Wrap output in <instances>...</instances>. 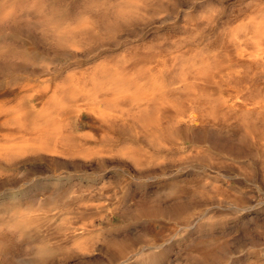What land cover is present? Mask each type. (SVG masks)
<instances>
[{"label":"rangeland","instance_id":"374dc122","mask_svg":"<svg viewBox=\"0 0 264 264\" xmlns=\"http://www.w3.org/2000/svg\"><path fill=\"white\" fill-rule=\"evenodd\" d=\"M31 1L0 0V51L44 58L0 68V143L44 124L31 152L0 160V211L22 231H0V264H264V59L245 55L264 0H130L131 17L114 0ZM28 11L63 17L77 45L43 40ZM101 64L174 84L92 119L76 85Z\"/></svg>","mask_w":264,"mask_h":264},{"label":"bare ground","instance_id":"6f19581e","mask_svg":"<svg viewBox=\"0 0 264 264\" xmlns=\"http://www.w3.org/2000/svg\"><path fill=\"white\" fill-rule=\"evenodd\" d=\"M32 1L30 2L31 4H32ZM35 2H37V1L35 0ZM103 2H104V0L101 2V4L99 3V5H102ZM106 2H108V1H106ZM30 3H29V9H31L30 7H32V6L34 7V4H35L34 3L32 6H30L31 5ZM87 3L88 2H86V4ZM88 4H89V6L92 7V3L89 2ZM93 4H94V2H93ZM96 5H97V3H96ZM110 5H112V1L109 4V6ZM114 5L118 6L119 9L128 8L125 11L127 13H129L131 11L129 8L133 7V2L130 1V0H114L113 7H114ZM81 6L82 5H80V7ZM83 6H82V8L84 10H83L82 13H84V12H86V10H88V8L85 6V4ZM97 6H95V9H96ZM109 6L106 5L105 7H101V8L99 6L98 8H100V9H98V11L104 17L105 16H109V15H107L109 13ZM56 7L58 8V6H56ZM59 7H60V5H59ZM85 7L87 8L86 10H85ZM138 7L137 6L134 7L135 8V10L133 9L134 12L137 9H138L137 11H140ZM118 8H117V10L119 12ZM25 11H26V9H25ZM88 11H91V10H88ZM110 11H113V10L110 9ZM137 11H136V14L138 13ZM118 12H116V13H118ZM126 12H124V13H126ZM28 13L29 14L26 16L27 17V21L29 22L28 25L32 24V26H35V27H33V30H34V28H37L39 30V32H41V36L40 37H42L43 40L47 39V40H50L51 43L53 42V43H56L57 45L66 46L67 50H72V46L77 45V42L73 39V37L67 36L66 34H65L66 36L65 35L64 36L63 35L62 36L59 35V34H61L63 29H61V27H59L58 30H57V26H60V24H58L60 22V20L63 22V20H62L63 17H62V19H60L61 17L60 18L57 17L60 20L58 21V19H57L56 22L58 21V23H55V22L52 21L51 16H49L51 13H49V15H47L48 13L46 12L47 14L46 13L45 14L47 16H49L51 18V20L47 19L48 17L46 18V16H45V18L47 20H49V21H52L53 24L54 23L56 24V25H52L51 26L49 21H47L46 19L43 20L44 19L43 17H41L42 19H40V17H39L38 19L36 18V19L33 20V17H28V16H31L29 11H28ZM39 13H38V16L40 15ZM96 13L97 12H95L96 19H97L101 14H99V16H97ZM133 13L131 15H133V17H134ZM87 14L88 13L86 12V15ZM89 14H90V12H89ZM89 14H88V16H89ZM22 15L24 16V14H22ZM91 15H90V17H91ZM102 15L100 17H102ZM121 15H122V13H121ZM128 15L130 16V13ZM52 16H53V14H52ZM116 16H117V14H116ZM129 16H127L128 19H129ZM93 17H95V16H93ZM117 17H119V19H120L119 13H118ZM124 17H125V15H124ZM89 18H87V20ZM106 18L102 17V19H106ZM55 19H56V17H55ZM66 19H68V18H66ZM96 19H94V20H96ZM102 19H101V21L105 22V23L110 20L109 19L108 21H106V20L103 21ZM115 19L117 21L116 17H115ZM13 20L16 21V19H13ZM20 20H24V18L22 17V19L20 18ZM89 20H91V19H89ZM120 21H122V19ZM46 22H48L49 24H47ZM84 22H85V20H84ZM96 22H98V21H96ZM127 22H128V20H127ZM121 23H123V22H121ZM259 23H261V22H259ZM19 24L21 25V23H18V25ZM24 24H26L25 21H24ZM64 24H66V23H64ZM67 24L69 25V23H67ZM67 24H66V28L71 27V26L74 27L73 25L67 26ZM20 25H19V27H20ZM256 25L261 26V24L260 25L256 24ZM26 26H27V24H26ZM61 26L63 27V25H61ZM0 27H1V25H0ZM72 27H71V29H72ZM76 27H77V25H76ZM263 27H264V25H263ZM252 28H254V26ZM30 29L32 30V28H30ZM59 29H61L60 32H59ZM73 29H75V27ZM38 30H36V31H38ZM261 30H263V28L261 29V27H257V28H254L253 30L249 31L250 38H253L256 44H255V47H254L255 49H253V51H251L250 54H248V53L246 54L245 53V55L250 56V57H252L255 60H261L262 61L264 59V50L260 48V44H261V40L263 39V37L261 38V36L263 35L264 32L261 35ZM56 31H58L59 34ZM63 31H65V28H64ZM239 48H240L239 51L241 53L246 51L245 48H243L242 45H240ZM29 50H30L29 54H21V53H16V52H13V51H10V52H2V51H0V68H13V67L20 66L22 64H26L28 62H33V61L44 59L43 56L40 53H38V51L36 52L33 48H29ZM101 65L102 66L99 65V66L94 67L91 70L87 71L86 73H84L81 76L79 82L76 85V88L78 89V91L82 95V104L80 106L83 107L82 109H85L87 111V116H89V117L91 116L92 119L104 120L107 117H112V114H115V112L112 110V99L113 98H119V97L129 98L132 101H134L133 102L134 104L135 103L138 104V102H140V100H143V101L147 102V101L151 100L153 97L163 94L167 87H169V86L174 84L173 82H167L164 78H162V80H160L158 82L157 80H159V79L156 80V79H154L155 77L154 78L150 77V78H153L155 80V82L152 83L150 86H147L150 81L148 80V82H146L147 80H145V82L147 84L145 86V82L142 81V80H144V78H143L144 76L142 77L143 79L141 78V81L143 83H137V82H140V80L139 81H134V80H136L135 78H131V77L128 78V76L124 75V73L128 74V72L126 73V72L122 71L123 72L122 73L121 72L122 68L120 70H118L117 69L118 67L115 68L113 66L114 67L113 68L112 64L111 65L110 64L109 65L101 64ZM131 74H133V73H131ZM135 75L138 76V74H136V73H135ZM133 76H134V74H133ZM132 81H133V83L135 82V84H132L131 83ZM128 82L131 83V84H129ZM131 85H133V86L137 85V86H135V88L132 89ZM136 107H137V105H136ZM138 108H139V106H138ZM144 109H146V108H144ZM138 113H139V111H138ZM138 113H137V116L139 115ZM9 116L11 118H13V119H17L19 116H21V112L19 110L18 111L17 110L16 111H12V113ZM139 116H140V118L143 117V116H141V114ZM182 116H183V119H184L183 123L186 126L199 124L201 122V119H200L199 115L195 111L187 112L186 115H182ZM144 120H145V118L143 117V121ZM146 121H147V119H146ZM43 125L39 124L38 126H35L36 128L32 127V131H29L28 134L26 136H24L23 138H21V139H17V140H13L12 139V140L8 141L7 143H0V160L10 158V156H13L14 154L24 153V152H31L34 149V147H36V145L41 143V139H42L41 132L43 130V128H42ZM156 135H158V134L156 133ZM10 211L11 212L8 211V212H5V213H4V211H0V231L8 233L12 238H14L16 240H19L20 237L22 236V231H21V229L19 227V219H18V216H16V214H14L15 212L12 213V210H10ZM34 250H35L34 248H30L28 251L25 252L26 254L30 255L28 258L25 259V261L34 262L35 256L36 255L38 256V254H39L38 251H34ZM146 253H148V252H146ZM147 257H148V254H147ZM148 260H150V258ZM144 261H145V259H144ZM150 261H151L150 263H152L153 260H150ZM156 261H157V258H156ZM154 263H155V261H154Z\"/></svg>","mask_w":264,"mask_h":264}]
</instances>
